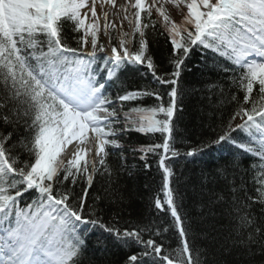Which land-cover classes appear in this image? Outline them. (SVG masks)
Here are the masks:
<instances>
[{
    "label": "snow or ice",
    "instance_id": "obj_1",
    "mask_svg": "<svg viewBox=\"0 0 264 264\" xmlns=\"http://www.w3.org/2000/svg\"><path fill=\"white\" fill-rule=\"evenodd\" d=\"M98 3L117 8L116 0H0V264H92L89 237L98 230L138 249L125 264H206L173 165L228 146L231 161L212 181L223 186L208 191L229 229L221 247L264 254V0H125L120 25L108 10L98 16ZM153 11L171 46L170 71L150 52L152 38L164 35ZM196 53L218 77L205 92L219 131L182 151L173 118ZM130 72L147 83L129 89ZM147 98L155 103L145 106ZM131 132L160 133L162 142L126 148ZM127 151L145 169L149 153L159 157L163 198L152 200L155 216L120 228L114 216L105 221L102 201H112V185L128 170Z\"/></svg>",
    "mask_w": 264,
    "mask_h": 264
},
{
    "label": "trees",
    "instance_id": "obj_2",
    "mask_svg": "<svg viewBox=\"0 0 264 264\" xmlns=\"http://www.w3.org/2000/svg\"><path fill=\"white\" fill-rule=\"evenodd\" d=\"M168 11L171 17L179 12L173 5ZM182 18V14L181 16L177 15L176 21L180 22ZM152 20L156 22L157 32H164L162 20L157 13L152 14ZM166 35V32L164 35H156L150 42V52L161 71H170L172 67L170 64L171 46L166 40ZM73 46H75L74 42ZM186 63L191 71H185L181 76L185 89L183 103L179 105L182 111L177 112L178 119L173 118V123L178 129L174 135L178 141H183L178 142L176 147L182 151L214 137L216 132L213 129L219 131L217 125L220 123L219 114L210 115V106L205 92L206 85L210 81L217 80V75L210 72L204 65L200 53L193 55L191 60ZM124 79L125 86L129 89H135L147 83L145 77L135 72L128 73ZM119 88V85H114L112 90L116 91ZM239 95L242 97L243 93H239ZM212 99L215 101L216 97ZM165 100H167L166 96ZM143 103L145 106H149L155 103V100L147 98ZM231 108L232 105L225 106V118ZM161 142L160 133L145 136L131 132L128 135L126 148L129 145L138 147ZM223 149L227 153L226 155L216 156L217 148L213 147L193 157L192 160L182 158L180 163L173 165L176 177H178L177 187L182 195L183 211L192 221L193 231L196 234V245L206 250V264H264V254L257 253L254 256H249L243 249L226 252L221 247L222 238L229 229L226 224L220 221L217 209L210 208L208 191L212 187L223 186V181H219L217 184L212 183L217 169L231 161V146ZM157 151L162 152L161 149ZM126 155L128 170L122 171L116 183L112 185V188L115 189L112 201H102L106 209L105 221L111 222L110 217L114 216L117 218V226L120 228L135 226L155 216L157 210L152 206V200L157 195L163 198L161 191L163 171L158 164L159 157L149 153L151 168L145 169L144 162L139 159V153L127 151ZM109 159L113 167L119 164L118 159L113 157ZM169 163L171 162H167V164ZM247 164L248 161L245 160V166ZM97 187L94 185V188ZM97 194L103 196L105 192L100 189ZM92 195L93 192L90 191L89 196ZM160 215L163 216V214ZM157 239L159 238L157 237ZM166 246L169 245L166 244ZM170 246H176L175 237L172 238ZM137 250L136 247H122L102 230L93 232L89 237L88 257L92 264H125L127 257L135 254Z\"/></svg>",
    "mask_w": 264,
    "mask_h": 264
},
{
    "label": "bare ground",
    "instance_id": "obj_3",
    "mask_svg": "<svg viewBox=\"0 0 264 264\" xmlns=\"http://www.w3.org/2000/svg\"><path fill=\"white\" fill-rule=\"evenodd\" d=\"M116 3H117V8L113 9V8H111L110 5H105L104 6V10H108L109 11V13H110L109 20H110V22H115L117 24V23H119L122 20V17H123V13L120 11L119 6L121 4H123V3H125V0H116ZM132 11H135V10L134 9H129V13H131ZM102 12H101L100 15H102ZM117 13H118V15H117ZM101 22L103 23L102 19H101Z\"/></svg>",
    "mask_w": 264,
    "mask_h": 264
},
{
    "label": "rangeland",
    "instance_id": "obj_4",
    "mask_svg": "<svg viewBox=\"0 0 264 264\" xmlns=\"http://www.w3.org/2000/svg\"><path fill=\"white\" fill-rule=\"evenodd\" d=\"M102 7H101V5H100V3H98L97 4V14H98V16H100V14H101V12H102ZM128 23V22H127ZM125 24L124 26H125V29H127L126 31H129V24ZM127 25V26H126Z\"/></svg>",
    "mask_w": 264,
    "mask_h": 264
}]
</instances>
